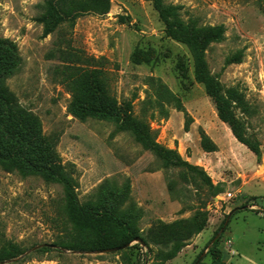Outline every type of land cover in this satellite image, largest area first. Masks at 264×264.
<instances>
[{"label":"rangeland","instance_id":"1","mask_svg":"<svg viewBox=\"0 0 264 264\" xmlns=\"http://www.w3.org/2000/svg\"><path fill=\"white\" fill-rule=\"evenodd\" d=\"M162 2L180 5L177 16L188 29L224 27L221 39L204 47L207 70L221 92L238 89L242 101L232 111L244 137L259 142V159L219 119L192 53L166 32L153 0H110L107 13L84 14L45 36L34 20L43 0H0V37L14 42L19 58L4 84L38 118L77 201L137 236L111 252L31 250L77 234L61 212V186L0 167V244L23 250L3 264H193L201 254L196 264H264V0ZM79 67L101 69L109 92L132 99L155 141L203 169L212 186L163 166L114 121L73 116L66 78ZM202 133L214 150L202 147ZM240 206L218 235L214 260L207 241Z\"/></svg>","mask_w":264,"mask_h":264},{"label":"trees","instance_id":"2","mask_svg":"<svg viewBox=\"0 0 264 264\" xmlns=\"http://www.w3.org/2000/svg\"><path fill=\"white\" fill-rule=\"evenodd\" d=\"M43 4V12L34 17L35 21L43 24V36L60 24L73 25L79 16L88 13L102 15L110 8V0H43ZM153 5L165 24L166 32L184 42L192 53L195 77L204 84L219 119L227 123L233 136L259 159V142L244 137V131L232 111V104L242 101L238 89L231 86L221 92L218 83L207 70L204 47L208 42L220 40L224 27L219 24L200 31L188 29L178 19L180 5L164 4L162 0H153ZM18 59L14 42L0 37V167L5 171L17 172L23 177L39 175L47 182L59 184L62 190L61 212L66 217V223L77 233L66 239L50 242L56 247L42 246L41 249L101 252L127 245L137 237L134 230L107 212H98L89 204L77 201L73 190L74 181L55 154L52 141L42 133L38 118L20 106L4 84V77L17 65ZM66 85L70 93L68 109L73 116L79 119L91 117L114 121L119 129L128 130L142 147L151 150L163 166L184 168L212 186L203 169L182 159L174 149L155 141L148 123L134 115L132 99L119 101L109 92L101 69L76 68L67 76ZM201 145L208 151L215 149L214 143L205 133L201 135ZM241 208L243 206L235 207L234 211ZM225 218L207 241L214 260L220 259L217 249L220 236L213 238L223 227ZM200 230L199 225L196 231ZM141 241L146 243L144 239ZM22 252L8 241L1 243L0 264Z\"/></svg>","mask_w":264,"mask_h":264},{"label":"water","instance_id":"3","mask_svg":"<svg viewBox=\"0 0 264 264\" xmlns=\"http://www.w3.org/2000/svg\"><path fill=\"white\" fill-rule=\"evenodd\" d=\"M234 209H235V208L231 209V210L227 213L226 218H225V221H224V225L227 223V221H228L230 215L232 214V212L234 211ZM224 225H223V226H224ZM222 229H223V227L218 231V233L214 236L213 239H215V238L218 237V235H219L220 231H222ZM135 239H136V238H135ZM42 246L56 247L55 244H51V243H46V242H45V243H39V244H37V245H34L33 247H31V250H34V249L39 248V247H42ZM125 246H126V245H125ZM125 246L108 248V249H104V250H102L101 252H111V251H115V250H118V249H120V248H123V247H125ZM201 256H202V254L199 255V257L196 259V261H195L193 264H196V263L200 260ZM12 260H15V258H11V259H8V260H3V261H1V263H7V262H10V261H12Z\"/></svg>","mask_w":264,"mask_h":264}]
</instances>
